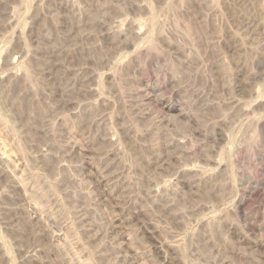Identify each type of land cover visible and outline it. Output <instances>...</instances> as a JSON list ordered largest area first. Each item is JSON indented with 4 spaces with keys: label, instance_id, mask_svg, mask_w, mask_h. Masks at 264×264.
<instances>
[{
    "label": "rangeland",
    "instance_id": "obj_1",
    "mask_svg": "<svg viewBox=\"0 0 264 264\" xmlns=\"http://www.w3.org/2000/svg\"><path fill=\"white\" fill-rule=\"evenodd\" d=\"M0 143V264H264V0H0Z\"/></svg>",
    "mask_w": 264,
    "mask_h": 264
},
{
    "label": "bare ground",
    "instance_id": "obj_2",
    "mask_svg": "<svg viewBox=\"0 0 264 264\" xmlns=\"http://www.w3.org/2000/svg\"><path fill=\"white\" fill-rule=\"evenodd\" d=\"M0 144H1V143H0ZM0 146H1V145H0ZM4 150H5V148H4ZM4 154H6L5 157H6L7 161H8V160H9V161L12 160V156H11L7 151H5ZM7 161H6V162H7Z\"/></svg>",
    "mask_w": 264,
    "mask_h": 264
}]
</instances>
